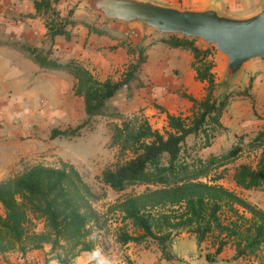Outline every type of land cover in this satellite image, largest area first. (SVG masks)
I'll return each mask as SVG.
<instances>
[{"label": "trees", "instance_id": "trees-1", "mask_svg": "<svg viewBox=\"0 0 264 264\" xmlns=\"http://www.w3.org/2000/svg\"><path fill=\"white\" fill-rule=\"evenodd\" d=\"M58 0H34L36 13L46 19L52 37L66 35L67 26L79 23L74 10L62 16ZM197 39L168 35L173 47H185L194 52L197 77L207 81V94L194 101L189 115L168 114L164 129L154 128L142 114L124 116L108 103L124 86L133 81L145 63V47L120 80L99 78L77 60L66 64L47 61L42 50L29 45L23 48L43 67L66 70L75 78L74 94L83 98L87 118L75 127L51 129L50 137L74 138L96 116L122 120L113 128L112 144L119 148V160L103 170L101 182L117 192L130 187H144L118 197L104 210L95 203L103 196L84 179L74 164H33L23 171L0 180V254L11 251L43 249L51 251L61 263L68 264L92 244L89 235L106 227L110 219L119 224L116 241L156 242L165 257L172 258L170 247L180 233L196 235L199 244L212 237L215 253H220L231 241L236 257L258 254L264 245V208L220 182L222 175L214 171L236 160L247 149L259 153L256 165L240 164L234 180L243 189L264 187V126L254 131L248 142L245 135L226 154L202 158L195 147H189L190 134L201 135V146L212 144L215 131L222 127L221 117L234 93L216 94L220 85L213 71L211 45L204 49ZM132 49L130 48V51ZM41 225L42 227H39ZM212 259V254H207Z\"/></svg>", "mask_w": 264, "mask_h": 264}, {"label": "crops", "instance_id": "crops-1", "mask_svg": "<svg viewBox=\"0 0 264 264\" xmlns=\"http://www.w3.org/2000/svg\"><path fill=\"white\" fill-rule=\"evenodd\" d=\"M158 1L186 8L217 4L236 16L249 15L264 5V0ZM56 6L62 16L73 9L70 6L67 10L59 3ZM35 13L34 0H0V180L24 170L28 163L20 160H32L40 153V122L41 118H45L42 113L45 116L51 113L52 118L73 116L75 78L66 70L41 66L23 48L26 45L42 50L43 57L49 62L66 64L77 60L101 79L122 78L129 65L139 58L140 48L145 47L147 59L136 78L122 87L108 104L124 116L142 113L154 128L161 130L168 125L169 113L184 116L192 113L194 101L189 96L201 100L207 94L208 82L197 77L194 52L189 48L170 46L168 34L150 29L145 32L147 36L144 39L137 44L132 43L131 40L136 38L130 40L127 31L137 24L107 22L96 12L80 6L72 16L79 23L68 25L66 35L52 37L45 17L31 15ZM195 44L204 49L211 46L199 39ZM212 59L215 63L213 71L220 85L216 94L231 91L234 95L221 117L222 127L215 131L211 145L202 147L201 135L188 136V146L195 147L194 153L202 158L226 154L241 136L245 135V142H248L251 134L264 125V59L250 60L236 83L228 88L221 85L222 78L220 81L217 78V72L223 77L226 56L216 48ZM41 70H55L65 79H42ZM48 99L52 102V105H47L51 107L50 110L42 104V100ZM84 114L87 116L85 110ZM113 120L121 121L119 118ZM244 158L241 155L223 168L230 167L233 173L228 187L242 192L252 202L253 198L249 197L252 189H243L234 180L236 168L246 163ZM0 213H4L1 203ZM177 239L183 244L192 245L188 250H192L193 255L188 256L186 246L177 250ZM103 247L106 252L118 256L122 264H264V245L257 255L250 257V261L235 256L236 246L232 241L220 253H215L216 240L210 237L199 244L196 235L186 231L180 233L172 243V258L165 257L160 246L151 240L121 244L112 234ZM87 252H82L68 264H81ZM208 253L212 254V259L207 257ZM0 264L65 263L58 261L51 251V245H46L43 249L25 253L16 250L0 254Z\"/></svg>", "mask_w": 264, "mask_h": 264}, {"label": "water", "instance_id": "water-1", "mask_svg": "<svg viewBox=\"0 0 264 264\" xmlns=\"http://www.w3.org/2000/svg\"><path fill=\"white\" fill-rule=\"evenodd\" d=\"M107 22L137 24L144 30L199 39L227 58L221 85L233 86L246 64L264 59V5L245 16L231 15L219 5L186 8L158 0H81Z\"/></svg>", "mask_w": 264, "mask_h": 264}, {"label": "rangeland", "instance_id": "rangeland-1", "mask_svg": "<svg viewBox=\"0 0 264 264\" xmlns=\"http://www.w3.org/2000/svg\"><path fill=\"white\" fill-rule=\"evenodd\" d=\"M58 3L62 4L67 10H69L70 6L73 8L72 10L78 9V7L80 6L83 8H87L81 2V0H58L57 4ZM145 36L147 35L143 34L136 39L130 40L132 41V43L135 42L137 44V42L144 39ZM221 76L222 75L217 72V78L219 81L222 78ZM40 77L42 79L49 80L65 79L64 76L60 77V75H58L55 70H41ZM66 79L68 80V78ZM48 103H51L52 105L51 100H42L43 106L47 107ZM83 105L84 104L82 99L74 95L72 97L73 116L71 118L64 119L60 116L52 118L51 113H49V115L47 116L42 113V117L45 118H41L40 122L42 130V143L40 153L35 158H32V160L24 161L22 159L19 162H27L28 165L26 168L38 163L59 166L61 165V162L65 161L74 164L75 167L83 175L84 179L93 187V189L98 192V194L103 196V198L95 203V205L99 209L104 210L107 207L108 203L115 201L118 197L133 191H141L144 187H130L126 191L117 192L101 182V175L103 170L107 167L113 166L120 159L119 148L117 146H113L112 136L114 133V125L116 123L121 124L122 120L119 123V121L116 122L110 116H96L92 120L91 124H88L85 128L82 129L81 135L74 138L58 137L52 140V138L50 137V132L53 127H75L87 118V116L84 114ZM44 108L42 110H44ZM50 108L51 107L48 106L45 109L50 110ZM134 115L127 117H133ZM242 156L245 157L244 159L246 163L256 165L258 162L259 153L254 150L250 151L246 148V150L242 152ZM230 169V167H221L216 172L214 171L212 176L222 175L220 182L228 187L230 186L233 174ZM19 172H21V170ZM240 194H242V192ZM249 197L253 198L252 202H258V204H255L264 208V187L252 189L249 193ZM245 198L248 199V197ZM118 224L119 223L114 219H110L106 227L96 230V232L101 235V242H103V244H105L108 238H112V234L113 236L116 235ZM39 227L42 226L39 225ZM175 244L177 250H179V248L183 246H186L187 249H185L187 250L188 256L193 255L192 250H188L192 248V245L183 244L180 239H177ZM245 259L250 261L252 260V258L250 257H247Z\"/></svg>", "mask_w": 264, "mask_h": 264}, {"label": "clouds", "instance_id": "clouds-1", "mask_svg": "<svg viewBox=\"0 0 264 264\" xmlns=\"http://www.w3.org/2000/svg\"><path fill=\"white\" fill-rule=\"evenodd\" d=\"M89 241L92 247L83 258L81 264H122L118 256L105 251L101 242L102 237L98 232L93 231L89 235Z\"/></svg>", "mask_w": 264, "mask_h": 264}, {"label": "built area", "instance_id": "built-area-1", "mask_svg": "<svg viewBox=\"0 0 264 264\" xmlns=\"http://www.w3.org/2000/svg\"><path fill=\"white\" fill-rule=\"evenodd\" d=\"M148 30H144L142 27L138 25H133L128 31H127V37L129 39L138 38L141 35L145 34Z\"/></svg>", "mask_w": 264, "mask_h": 264}]
</instances>
